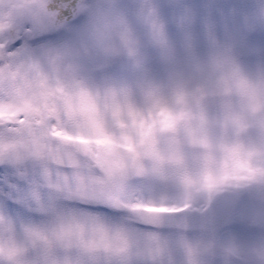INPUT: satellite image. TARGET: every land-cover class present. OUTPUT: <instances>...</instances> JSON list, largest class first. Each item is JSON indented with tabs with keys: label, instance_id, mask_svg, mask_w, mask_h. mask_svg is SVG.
<instances>
[{
	"label": "rangeland",
	"instance_id": "obj_1",
	"mask_svg": "<svg viewBox=\"0 0 264 264\" xmlns=\"http://www.w3.org/2000/svg\"><path fill=\"white\" fill-rule=\"evenodd\" d=\"M77 7L79 19L59 31L21 26L6 38L12 19L0 15V49L21 40L0 58V120L21 122L17 132L0 130V148L19 142L31 153L25 167H0V229L6 225L31 264H187L188 246L211 237L146 229L133 211H202L219 193L189 200L147 179L110 191L102 180L100 148L134 152L152 132L135 118L139 96L173 73L195 76L214 51L233 52L247 41L253 56L239 62L249 70L264 67V0H87ZM153 14L164 25L166 48L158 43ZM128 39L135 57L128 54ZM6 63L11 65L3 72ZM83 89L118 93L127 104L125 118L109 114L94 135L81 133L64 102ZM33 92H51L58 102L33 105ZM242 191L235 219L218 235L219 246L234 240L247 249L264 240V192ZM117 202L127 208L124 213L115 210ZM99 226L118 230L126 243L109 249L94 242Z\"/></svg>",
	"mask_w": 264,
	"mask_h": 264
},
{
	"label": "clouds",
	"instance_id": "obj_2",
	"mask_svg": "<svg viewBox=\"0 0 264 264\" xmlns=\"http://www.w3.org/2000/svg\"><path fill=\"white\" fill-rule=\"evenodd\" d=\"M53 4L54 0H0V15L14 23L25 19L35 30L55 19ZM153 15L158 43L166 48L164 25ZM9 32L3 31V37ZM127 51L130 57L137 55L131 39ZM31 102L58 100L51 92H33ZM64 107L81 133L94 135L109 114L125 118L127 104L114 91L83 89ZM133 111L136 119L151 125L152 132L134 152L116 145L100 148L106 169L102 180L108 190L116 192L147 179L189 200L226 190L264 192V67L246 69L230 48L219 49L195 76L173 73L143 92ZM132 131L129 128V134ZM94 242L111 249L124 245L126 238L118 230L99 226ZM216 252L214 239L197 241L187 248V264H209ZM219 252L224 264H264V240L247 249L229 240ZM0 264H31L30 254L5 229H0Z\"/></svg>",
	"mask_w": 264,
	"mask_h": 264
},
{
	"label": "water",
	"instance_id": "obj_3",
	"mask_svg": "<svg viewBox=\"0 0 264 264\" xmlns=\"http://www.w3.org/2000/svg\"><path fill=\"white\" fill-rule=\"evenodd\" d=\"M74 2L75 0H54L53 7L56 12L55 19L41 26L40 28L42 31L59 29L70 22L75 15ZM22 23L31 24L29 21L20 18L16 20L14 27ZM235 54L240 59L251 57L247 45L243 43L236 47ZM17 151H22V148L16 146L0 153V163L14 162L12 154ZM239 197L240 195L237 193L223 192L202 213H187L180 215L137 213V215L147 223L154 222L152 225L156 224V226L170 227L185 232L204 231L209 234H216L231 221ZM169 217L173 219L168 221ZM212 258H223L218 247L216 254Z\"/></svg>",
	"mask_w": 264,
	"mask_h": 264
},
{
	"label": "snow or ice",
	"instance_id": "obj_4",
	"mask_svg": "<svg viewBox=\"0 0 264 264\" xmlns=\"http://www.w3.org/2000/svg\"><path fill=\"white\" fill-rule=\"evenodd\" d=\"M95 211L100 212V213H107L108 209L107 208H97Z\"/></svg>",
	"mask_w": 264,
	"mask_h": 264
}]
</instances>
